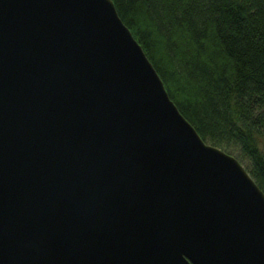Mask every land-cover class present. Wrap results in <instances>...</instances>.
<instances>
[{
  "label": "water",
  "instance_id": "95a60500",
  "mask_svg": "<svg viewBox=\"0 0 264 264\" xmlns=\"http://www.w3.org/2000/svg\"><path fill=\"white\" fill-rule=\"evenodd\" d=\"M0 264H264V193L111 0H0Z\"/></svg>",
  "mask_w": 264,
  "mask_h": 264
},
{
  "label": "trees",
  "instance_id": "16d2710c",
  "mask_svg": "<svg viewBox=\"0 0 264 264\" xmlns=\"http://www.w3.org/2000/svg\"><path fill=\"white\" fill-rule=\"evenodd\" d=\"M111 1L178 111L264 193V0Z\"/></svg>",
  "mask_w": 264,
  "mask_h": 264
},
{
  "label": "rangeland",
  "instance_id": "374dc122",
  "mask_svg": "<svg viewBox=\"0 0 264 264\" xmlns=\"http://www.w3.org/2000/svg\"><path fill=\"white\" fill-rule=\"evenodd\" d=\"M229 153L232 154V155H235L234 152H229ZM241 164L245 167V163L244 162H241Z\"/></svg>",
  "mask_w": 264,
  "mask_h": 264
}]
</instances>
